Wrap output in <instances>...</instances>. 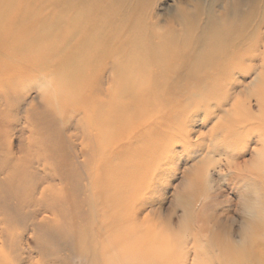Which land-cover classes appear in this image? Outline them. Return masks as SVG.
I'll return each instance as SVG.
<instances>
[{"label":"bare ground","instance_id":"1","mask_svg":"<svg viewBox=\"0 0 264 264\" xmlns=\"http://www.w3.org/2000/svg\"><path fill=\"white\" fill-rule=\"evenodd\" d=\"M145 2L0 0V94L36 79L42 84L55 80L70 102L80 105L82 120L100 139L90 132L93 136L80 144L82 156L89 152L97 158L95 174L101 176L95 177L92 189L97 192L89 197L93 227L80 222L78 209L62 219L44 216L37 222L76 237L81 246L76 258L83 264H181L184 257L172 234L159 231L142 207H131L134 190L128 182L134 164L121 160L118 150L109 154L107 146L115 149L117 138L136 135L143 127L155 130L159 118L176 123L193 106L213 114L214 107L206 105L212 98L224 97V104L216 106L219 133L214 139L227 132L234 137L257 131L264 118V0L253 2L233 23L229 19L220 26L210 15L213 22L205 30L191 22L181 29L154 23ZM256 61L253 83L258 88L248 99H239L225 85L236 67L248 69L245 63ZM54 157L61 158L58 153ZM101 214L105 218L98 222Z\"/></svg>","mask_w":264,"mask_h":264},{"label":"rangeland","instance_id":"2","mask_svg":"<svg viewBox=\"0 0 264 264\" xmlns=\"http://www.w3.org/2000/svg\"><path fill=\"white\" fill-rule=\"evenodd\" d=\"M255 1L146 0L145 5L154 23L181 29L191 22L204 29L213 22L208 20L210 15L220 26L229 19L233 23ZM245 64L248 69L236 67L225 85L234 88L239 99H248L258 88L253 81L259 63ZM53 81L48 87L56 102L41 97L37 90L42 81L38 79L21 84L17 91L0 94V264H83L76 258L81 247L76 237L37 222L44 216L62 219L78 209L83 225L91 228L95 224L89 197L96 191L92 189L95 177L101 176L95 174L94 154L82 156L80 152L81 142L93 132L82 120L80 105L70 102L69 94ZM223 100L212 98L206 103L214 107L213 114L207 115L204 106H193L176 118V123L159 118L155 130L143 127L136 135L117 138L115 149L107 146L109 154L118 150L121 160L133 162L128 184L134 190V204L130 205L142 207L159 231L174 236L184 256L181 264H192L194 259L196 264H264V228L244 242L235 233L240 223L238 202L246 193L247 183L264 182V171H257L258 162L264 160V152L257 148L264 144V118L257 131L234 137L227 132L214 139L219 133L216 106L223 105ZM251 105L258 111L253 99ZM57 153L61 158L56 160ZM195 161L193 171L189 166ZM209 170L214 184L208 182ZM103 217L99 215L97 221Z\"/></svg>","mask_w":264,"mask_h":264},{"label":"clouds","instance_id":"3","mask_svg":"<svg viewBox=\"0 0 264 264\" xmlns=\"http://www.w3.org/2000/svg\"><path fill=\"white\" fill-rule=\"evenodd\" d=\"M54 77H49V80ZM41 97H48L55 101L56 96L49 89L48 84H42L38 88ZM257 148L264 152V144H259ZM197 161V160H196ZM196 161L189 166L195 171ZM211 171L208 172V182L214 184L215 181L211 177ZM257 171H264V160H260L257 165ZM246 193L238 202L240 208V223L236 226L235 233L244 242L246 238L251 237L258 229L264 228V182H248ZM242 225V227H241Z\"/></svg>","mask_w":264,"mask_h":264}]
</instances>
